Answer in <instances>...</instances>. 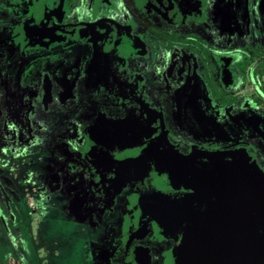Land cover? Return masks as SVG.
Segmentation results:
<instances>
[{
  "label": "flooded vegetation",
  "instance_id": "1",
  "mask_svg": "<svg viewBox=\"0 0 264 264\" xmlns=\"http://www.w3.org/2000/svg\"><path fill=\"white\" fill-rule=\"evenodd\" d=\"M0 121L11 146H41L28 186L83 226V264H169L180 235L136 196L206 190L189 182L198 153L264 175V0H0Z\"/></svg>",
  "mask_w": 264,
  "mask_h": 264
},
{
  "label": "water",
  "instance_id": "2",
  "mask_svg": "<svg viewBox=\"0 0 264 264\" xmlns=\"http://www.w3.org/2000/svg\"><path fill=\"white\" fill-rule=\"evenodd\" d=\"M196 157L197 176L189 182L206 190L181 200L135 197L143 216L180 235L169 264H264V175H253L235 152Z\"/></svg>",
  "mask_w": 264,
  "mask_h": 264
},
{
  "label": "rangeland",
  "instance_id": "3",
  "mask_svg": "<svg viewBox=\"0 0 264 264\" xmlns=\"http://www.w3.org/2000/svg\"><path fill=\"white\" fill-rule=\"evenodd\" d=\"M1 127L2 122L0 121ZM14 129V127H10L9 130ZM46 129H48L46 130L47 133L55 134L56 132L52 128ZM37 130L36 134L40 135L36 137L30 133V140L36 142L40 141L42 137L48 138L43 129ZM6 131L1 130L0 133L1 135L4 134L3 136L0 135V170H5L6 167L2 165V160L4 161L8 157L11 160L9 166L12 165L16 168L10 167L11 181L21 193L24 204L22 201L16 202L14 195L9 194L8 189H6L7 193L4 198L11 199V206L8 209L3 206L2 193H0V264H83L79 254L82 235L79 232L81 229L83 230V226L66 219L67 216L71 218L72 214L68 213V215L65 212V201H61L57 196L54 198L50 196V199H46L43 195V197L36 195L38 189L28 186L31 179L27 178L25 174L28 166L27 159L29 160L30 156L39 154L42 151L41 146L36 145L37 147L31 148L25 143L15 148V146H11L15 143H12L11 138L6 135ZM33 160L41 163V165L37 164L33 168L35 171L49 170V163L48 167L46 164L48 160L46 154H42L40 157L34 156ZM30 176L35 178L36 186H38V181L44 182L40 178L37 180L38 174L33 173ZM25 178L27 183H24ZM21 182L23 187L18 185ZM32 194L40 199H30ZM20 204L25 207H21ZM70 223L75 226H70Z\"/></svg>",
  "mask_w": 264,
  "mask_h": 264
}]
</instances>
